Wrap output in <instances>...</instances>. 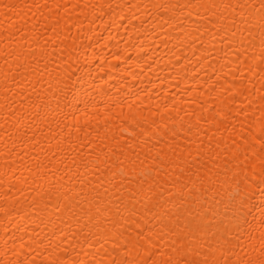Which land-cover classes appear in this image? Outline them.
I'll return each instance as SVG.
<instances>
[{"label":"bare ground","instance_id":"1","mask_svg":"<svg viewBox=\"0 0 264 264\" xmlns=\"http://www.w3.org/2000/svg\"><path fill=\"white\" fill-rule=\"evenodd\" d=\"M0 264H264V0H0Z\"/></svg>","mask_w":264,"mask_h":264}]
</instances>
